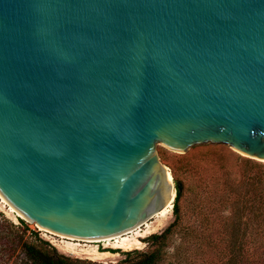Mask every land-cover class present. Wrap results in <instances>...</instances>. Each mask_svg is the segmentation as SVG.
I'll return each instance as SVG.
<instances>
[{"label": "water", "instance_id": "obj_1", "mask_svg": "<svg viewBox=\"0 0 264 264\" xmlns=\"http://www.w3.org/2000/svg\"><path fill=\"white\" fill-rule=\"evenodd\" d=\"M264 160V0H0V194L67 237L133 230L158 145Z\"/></svg>", "mask_w": 264, "mask_h": 264}, {"label": "rangeland", "instance_id": "obj_2", "mask_svg": "<svg viewBox=\"0 0 264 264\" xmlns=\"http://www.w3.org/2000/svg\"><path fill=\"white\" fill-rule=\"evenodd\" d=\"M158 150L175 186L179 181L183 187L181 217L169 238L161 264H264V206H259L264 205L260 197L264 199V160L249 157L224 143L197 144L186 152L159 144ZM239 208L241 212H238ZM19 217L8 212L0 202V264H24L20 243L23 239L35 241L36 237L49 241L60 252L72 257L116 263L125 257L127 251L149 249L146 238L162 232L176 219L173 204L166 226L141 238L142 248H116L112 246L114 241L109 245L105 241L81 242L79 249L83 252L73 254L56 245L54 238L59 241L63 238L44 231L45 228L25 220L23 216ZM153 220L157 222L159 218ZM235 238L244 244L245 252L229 261V248ZM92 248L114 250L112 252L119 255L94 260L87 254Z\"/></svg>", "mask_w": 264, "mask_h": 264}, {"label": "trees", "instance_id": "obj_3", "mask_svg": "<svg viewBox=\"0 0 264 264\" xmlns=\"http://www.w3.org/2000/svg\"><path fill=\"white\" fill-rule=\"evenodd\" d=\"M176 188L177 195L174 201V212L176 219L162 232L153 233L146 238L145 241L150 245V248L147 250L135 249L127 251L125 253V257L122 260L117 261L116 263H103L66 255L60 252L55 246L51 245L49 241H46L41 237H36L35 241L24 239L22 242L20 241V247L24 254L22 260L24 264H161L166 256L169 246V238L175 232L176 226L181 217L180 200L183 194V187L179 181L176 184ZM260 197L264 201L263 196ZM235 202H237V200ZM235 202H233V204ZM259 206L262 207L264 205L260 204ZM246 207L247 206L245 205V208ZM240 208L242 207L240 206ZM240 208L238 209V212H241ZM262 214L264 221V210L262 211ZM22 222H24V220H22ZM244 224L247 226V219H245ZM239 241V238H235V240L231 241L232 244L229 248V261H233L236 259V256L239 257L241 254H244V244H242V242L239 243Z\"/></svg>", "mask_w": 264, "mask_h": 264}, {"label": "bare ground", "instance_id": "obj_4", "mask_svg": "<svg viewBox=\"0 0 264 264\" xmlns=\"http://www.w3.org/2000/svg\"><path fill=\"white\" fill-rule=\"evenodd\" d=\"M171 179H173L172 174L170 172ZM0 202L3 203L6 208L8 209V212L14 213L16 216H23L19 211H17L12 205H10L0 194ZM173 204L170 202L168 205H166L159 213H157L152 220L147 221L143 225L130 230L128 232H125L123 234L110 237V238H105V239H99V240H88V239H80V238H74V237H67L63 236L61 234L54 233L48 229H43L44 231H47L48 233L55 235L57 237L63 238L62 241L57 240L54 238L56 241V245L62 249L65 252L68 253H73L77 254L80 251L83 252V249H79V246H81V242H108V245L114 241V247L116 248H123V249H132L133 247L136 248H142L143 242L141 238H144L148 236L150 233L156 232L157 230L163 228L166 226L167 221H168V214L171 211ZM19 217V218H20ZM24 217V216H23ZM25 218V217H24ZM159 218L157 222H154L153 219ZM143 227H145V230H143ZM133 234V236H132ZM59 241V242H57ZM86 253V252H85ZM87 254L90 255L89 257L94 259V260H104L108 258H113L117 257L119 253H114L112 251H100L97 250L96 248H92L89 251H87Z\"/></svg>", "mask_w": 264, "mask_h": 264}]
</instances>
